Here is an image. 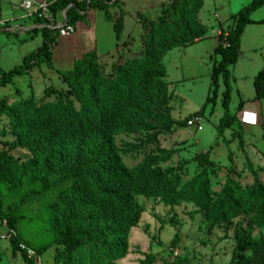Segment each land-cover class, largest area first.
<instances>
[{"label":"rangeland","instance_id":"obj_1","mask_svg":"<svg viewBox=\"0 0 264 264\" xmlns=\"http://www.w3.org/2000/svg\"><path fill=\"white\" fill-rule=\"evenodd\" d=\"M121 1L116 0L117 5L109 9L113 19L120 15L123 19L119 41L101 10L95 12L89 27L96 30L98 75L112 76L133 59H153L158 45L177 46L159 60L164 68L160 86L137 78L144 89L117 118L120 125L102 130L84 124L82 130H68L53 111L74 103V97L53 67L42 65L0 88V152L18 164L34 166V172L27 170L22 176L15 175L12 168L0 169V198L3 210L22 201L13 214V234L22 247L35 252V264H81L76 253L55 243L51 205L61 202L68 188L53 179L61 161L116 159L128 172L162 171L179 177L182 184L205 170L214 200L228 180L241 187L254 183L264 186V100H254L252 87L264 55V24L256 23L264 19V7L252 14V23L241 36L237 62L230 67L229 112L235 117L218 137L224 87L219 82L215 105L206 103L213 66L209 57L219 34L232 27V16L252 0H204V4L193 0L190 10L198 24L190 20L183 32L162 40L155 32L164 9L174 0ZM45 20L37 17L35 22ZM19 33L18 29L0 32L3 71L19 65L26 53L41 45L38 29L29 31L33 41L24 43H19ZM153 33L155 40L149 41ZM30 98L42 107V113L23 117L16 104ZM195 114L201 121L200 131L185 125ZM32 147H39V153L34 154ZM116 200L120 206L137 207L140 215L128 231L124 257L115 264H141L146 255H153V264H231L237 252L235 231L241 226L258 244L245 253L246 264H264V220L249 229L241 217L212 224L208 213L195 202L167 204L143 195H118ZM9 234L5 222H0V264H25L18 252L12 253Z\"/></svg>","mask_w":264,"mask_h":264},{"label":"trees","instance_id":"obj_2","mask_svg":"<svg viewBox=\"0 0 264 264\" xmlns=\"http://www.w3.org/2000/svg\"><path fill=\"white\" fill-rule=\"evenodd\" d=\"M192 1L174 0L164 9L159 29L155 32L158 40L183 32L190 20L194 21L193 24H198L190 10ZM46 4L51 18L64 11L66 26L72 28L78 22L85 21L88 11L101 10L105 20L112 23L115 39L119 41L121 38L122 16L113 19L109 13L112 5H117L116 0H54ZM263 6L264 0H252L233 15L232 27L219 34L213 54L209 57L213 66L210 97L206 103L215 105L219 82L224 87L221 95L222 116L217 125L218 137L235 117L229 112L232 91L230 67L237 62L241 36L246 26L252 23V14ZM40 20L42 21V18ZM256 23L264 24V19ZM50 26L54 27V22L38 30L42 37L41 45L26 54L19 65L7 72L0 69V88L11 85L15 79L27 76L42 65L51 66L53 47L60 31ZM154 37V33L151 34L149 41H154ZM176 46L158 45L155 58L145 56L133 59L109 77L97 74L94 51L83 54L81 59L75 61L72 69L58 71L62 82L69 89L68 92L73 95L76 106L74 103L61 105L53 111V115L66 125L68 130H82L84 124L102 130H110L120 125L117 118L127 111L134 98L144 89L137 78H147L155 86H160L164 68L159 60L165 52ZM215 57L218 60H215ZM252 87L254 100H264V55L262 67L254 76ZM16 107L23 117L42 113V107L37 106L33 98L18 102ZM239 107L240 104L237 109ZM31 151L37 154L40 148L32 147ZM57 167L58 170L53 172L54 181L67 184L68 188L61 202L51 205L55 243L65 246L73 254L76 253L81 264H115V261L124 257L128 231L136 225L140 210L135 206L118 205V195L157 197L167 204L195 202L201 210L208 213L212 224L241 217L250 229L251 224L264 220V186L257 183L241 187L238 183L228 180L220 190L217 200H214L210 191V179L205 170L182 184L179 177H171L162 171L128 172L119 166L116 159L67 160L58 163ZM8 168H12L17 176L24 175L27 170L34 172L32 164H18L6 153L0 152V169ZM21 205L22 201L19 200L3 210L0 198V222H5L10 231L8 240L12 253L18 252L25 264H35L34 260L27 256V249L21 246L13 234L16 229L13 214ZM248 231L242 226L235 231L237 252L231 264H246L248 260L245 253L257 247V242L250 239ZM69 262L70 257H67V263ZM153 263V255H146L141 261V264Z\"/></svg>","mask_w":264,"mask_h":264},{"label":"crops","instance_id":"obj_3","mask_svg":"<svg viewBox=\"0 0 264 264\" xmlns=\"http://www.w3.org/2000/svg\"><path fill=\"white\" fill-rule=\"evenodd\" d=\"M33 1L34 3H44L54 0ZM202 1L204 4V0ZM225 1L227 3L231 0ZM95 12L96 10L88 11L85 17V21L78 22L75 25L73 32L69 36H58L56 44L53 47V54L50 67H53L58 71L70 70L73 68L75 61L81 59L83 54L95 50L96 30H92L91 28H89L91 22H93V16L95 15ZM49 17L51 18V15L45 19L48 20ZM35 19L36 17L34 15H28L24 11H21V9L19 8L18 0H0V28L2 29L1 31L6 32L13 29H18L20 33L18 34V36H15L19 38V43L28 42L29 40L33 41V39H30L31 37H34L33 33L29 35L28 32L33 29L39 30L40 28L48 26L49 24L48 22H46V20L45 22H42L40 24L36 23ZM50 21L51 23L54 22L55 27L57 26L58 28L59 26L65 23V12L61 11L57 13L53 18H51Z\"/></svg>","mask_w":264,"mask_h":264},{"label":"built area","instance_id":"obj_4","mask_svg":"<svg viewBox=\"0 0 264 264\" xmlns=\"http://www.w3.org/2000/svg\"><path fill=\"white\" fill-rule=\"evenodd\" d=\"M19 8L28 15H32V16L34 15L36 18L37 17L48 18L49 16V11L47 9L46 2L34 3L33 0H19ZM57 29H59L60 31L59 33L60 36H69L73 32L74 28L67 27L66 23H64L63 25L59 26ZM186 126L188 129H193L195 131H200L202 129L201 121L200 118H198V116H192L191 118H189L186 122ZM26 254L29 258H32L33 260L36 255L35 252H33L32 250H27Z\"/></svg>","mask_w":264,"mask_h":264}]
</instances>
